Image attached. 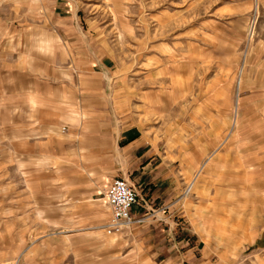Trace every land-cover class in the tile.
Returning <instances> with one entry per match:
<instances>
[{"label":"rangeland","instance_id":"1","mask_svg":"<svg viewBox=\"0 0 264 264\" xmlns=\"http://www.w3.org/2000/svg\"><path fill=\"white\" fill-rule=\"evenodd\" d=\"M0 264H264V0H0Z\"/></svg>","mask_w":264,"mask_h":264},{"label":"built area","instance_id":"2","mask_svg":"<svg viewBox=\"0 0 264 264\" xmlns=\"http://www.w3.org/2000/svg\"><path fill=\"white\" fill-rule=\"evenodd\" d=\"M104 198L110 211L104 224L107 235L120 234L125 228L141 220L134 214L141 205L138 193L125 178L113 177L104 191Z\"/></svg>","mask_w":264,"mask_h":264},{"label":"crops","instance_id":"3","mask_svg":"<svg viewBox=\"0 0 264 264\" xmlns=\"http://www.w3.org/2000/svg\"><path fill=\"white\" fill-rule=\"evenodd\" d=\"M119 131H117L118 133ZM127 133V134H125ZM126 135L131 136L130 130L125 129V130H121L120 131V136L119 139H123ZM144 142L143 140H138L137 138H133L131 140H129V142L127 143V151H131L132 154L130 155L129 159H132L131 165V174H137L141 177V179L143 178V180H146V175H148L147 173L150 171V165H151V161L153 160V158L150 156V154L147 155V150L144 148ZM147 155V156H146ZM143 159V160H142ZM115 162V170H117V174L122 170H125V167L127 168V165H125V167L123 166V163L120 161V164L117 165L116 163H118V158H116ZM139 162V164L135 166V164ZM135 163V164H134ZM206 164V162H203L202 166H204ZM201 166V168H202ZM131 167V166H130ZM155 171V169H153ZM162 169L159 170V173L161 172ZM201 169L199 168L195 174V176L189 181L187 188L185 189V192L190 191L193 188L194 185V180L195 178H197V175H199V171ZM158 171V170H156ZM158 172H154L153 174H156ZM163 175H166V172L162 173Z\"/></svg>","mask_w":264,"mask_h":264},{"label":"bare ground","instance_id":"4","mask_svg":"<svg viewBox=\"0 0 264 264\" xmlns=\"http://www.w3.org/2000/svg\"><path fill=\"white\" fill-rule=\"evenodd\" d=\"M106 207V206H105Z\"/></svg>","mask_w":264,"mask_h":264}]
</instances>
